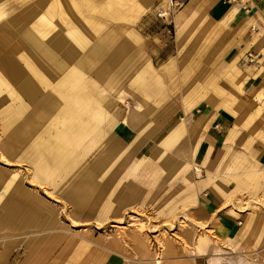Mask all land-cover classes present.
Returning a JSON list of instances; mask_svg holds the SVG:
<instances>
[{"label":"rangeland","instance_id":"obj_1","mask_svg":"<svg viewBox=\"0 0 264 264\" xmlns=\"http://www.w3.org/2000/svg\"><path fill=\"white\" fill-rule=\"evenodd\" d=\"M166 5L167 0H0V215L5 212L1 191L15 187L7 188L3 182L15 176L23 189L37 188L39 195L49 200L52 231L46 246L37 245L38 264H99L113 251L124 257L125 264H171L192 257L193 218L188 203L193 177L186 146L181 141L166 153L170 166L165 169L164 160L147 155L157 139L142 155H135L139 149H132L130 143L112 139L114 125L124 120L130 107L128 98L135 102L136 93L145 88V96L156 104L157 98L169 93L150 91L149 82L156 86L164 80L141 73L143 64L146 68L150 37L162 27L156 11ZM28 39L36 47L42 46L43 53L33 49L34 54H30L33 47ZM17 53L33 60L34 70L54 75L52 85L64 76L66 85L76 78L78 86L71 94H80L78 105L93 119V125L82 135H74L69 129L62 134L66 142L77 143L75 137H80L76 154L63 156L68 159L65 171L69 176L54 172L52 178L49 175L51 179L37 180L35 168L12 140L15 126L9 127L8 121L31 111L27 100L12 97L13 87L3 81ZM46 55L49 66L42 64ZM25 62L21 60L17 67L22 70ZM137 77L143 78V86L136 82ZM115 105L122 111L112 116L114 124L110 126L109 111ZM167 113V109L152 110L150 120L159 116L166 119ZM67 119L66 125L73 124ZM160 127L166 133L173 124ZM110 144L112 155H108ZM94 163H99L100 171H96L90 193L85 195L75 182ZM73 193L75 201L70 198ZM41 207L45 209L44 204ZM2 219L0 216V228L14 229L3 225ZM17 230L13 233H19Z\"/></svg>","mask_w":264,"mask_h":264},{"label":"crops","instance_id":"obj_2","mask_svg":"<svg viewBox=\"0 0 264 264\" xmlns=\"http://www.w3.org/2000/svg\"><path fill=\"white\" fill-rule=\"evenodd\" d=\"M262 1L180 0L170 22L162 19V27L150 37L146 68L143 64L141 72L143 77L147 74L164 80L156 86L149 82L150 91L169 93L153 104L145 96V88L141 94L135 92L138 98L135 102L126 100L130 107L124 120H118L113 127L112 139L139 149L135 155H142L157 139L147 155L164 160L165 169L170 166L165 155L172 148L182 141L188 150L193 177L188 203L193 218L190 221L193 244L189 251L192 257L171 264H264ZM135 80L139 86L144 85L143 78ZM117 108L119 105L109 109L110 126L114 124L112 116L122 111ZM155 109H167L169 115L166 119L159 116L158 120H150ZM26 115L8 121L9 125L28 123L30 127L33 122L32 127L36 128L52 126V122L38 126V117L29 120ZM154 121L160 125L172 123L173 127L164 133L160 125H148ZM142 124L145 126L138 131ZM166 140L169 145H164ZM113 150L110 144L108 155L114 154ZM66 161L67 158L54 160L47 176L51 174L52 178L54 172L69 176L65 171ZM92 166L75 182L85 195L90 193L88 188L96 171H100L99 163ZM17 180L15 176L4 181L5 187H15L1 191L3 225L19 228V233L1 226L0 264H38L35 252L38 243L48 244L52 226L47 211L52 207L37 188L23 189ZM70 198L75 201V193ZM16 219L20 221L16 223ZM37 227L41 232H37ZM99 264H125V260L113 251Z\"/></svg>","mask_w":264,"mask_h":264},{"label":"bare ground","instance_id":"obj_3","mask_svg":"<svg viewBox=\"0 0 264 264\" xmlns=\"http://www.w3.org/2000/svg\"><path fill=\"white\" fill-rule=\"evenodd\" d=\"M28 40L31 41L27 42L28 45L33 47L30 54H34L33 49H37L43 53L42 46L36 47L37 45L33 44L34 41L32 42L31 39ZM16 55L18 57L16 58V61L12 62L13 66L11 67L10 72H8V78L7 80L3 78V81H5V83L7 81L11 87L14 88H12V97L16 96V98L20 97L21 99L27 100V105H29L31 109L26 115L28 116L27 119L34 120L36 119L34 117H38V126L41 123L47 124L52 122L53 127H32L34 125L32 120L30 127L28 123L15 126L12 131V140L15 142L16 146L24 147L23 155L28 158L30 164L35 168V178L38 180H48L51 178L49 175L47 176V171L54 160H63L64 158L62 154H76L74 152L76 143L69 142V139H67V142L66 140H60L63 138L62 134L64 132L66 133L69 129L74 135H82L84 130H89L91 127L90 125H93V119L86 117L84 110L78 105L79 99L81 98L80 94L78 92L71 94L73 89L78 86L76 78L71 82L68 81L70 85H66L67 83H65V80L67 76L66 78L64 76L57 80V83H53L52 85L51 79L56 80L54 75L49 73L46 74L45 70H34L33 67L35 63L33 60L25 56H20L18 53ZM42 59V64L49 66L48 60L50 58L46 55ZM21 60L26 61L22 70L17 67L20 66ZM6 62L7 61H5L4 64ZM56 70L58 71L60 68H56ZM69 79L70 77L68 80ZM89 100L93 104V96H91ZM66 118L70 119L73 124L66 125L64 120ZM8 126L12 127V125ZM54 129H57L58 131L55 132ZM38 134L42 135L43 138L37 136ZM78 138L79 136H76L75 140ZM77 144L80 148L81 145L79 143ZM164 145H167L166 142ZM90 177L92 180L93 176ZM184 218L188 220L187 217Z\"/></svg>","mask_w":264,"mask_h":264},{"label":"built area","instance_id":"obj_4","mask_svg":"<svg viewBox=\"0 0 264 264\" xmlns=\"http://www.w3.org/2000/svg\"><path fill=\"white\" fill-rule=\"evenodd\" d=\"M180 4H181L180 0H167L166 6H160L159 9H157V11H156L157 17L160 19H163L165 21L169 20L168 22H170V16L174 12V9L179 7Z\"/></svg>","mask_w":264,"mask_h":264}]
</instances>
